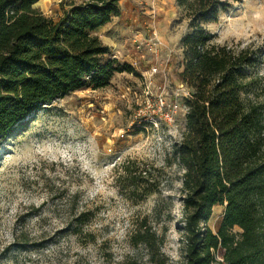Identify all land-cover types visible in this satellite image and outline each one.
<instances>
[{
	"label": "rangeland",
	"instance_id": "1",
	"mask_svg": "<svg viewBox=\"0 0 264 264\" xmlns=\"http://www.w3.org/2000/svg\"><path fill=\"white\" fill-rule=\"evenodd\" d=\"M61 2L35 7L57 18ZM120 4L97 34L138 74L116 73L105 88L68 94L0 143V264H186L183 170L173 150L185 130L189 88L178 73L189 20L176 0ZM206 27L219 44L262 49L264 75V0L231 2ZM124 165L148 170L157 190L129 185ZM82 211L87 221L76 233ZM223 213L224 205L214 207V232ZM144 218L163 238L162 257L129 239Z\"/></svg>",
	"mask_w": 264,
	"mask_h": 264
},
{
	"label": "trees",
	"instance_id": "2",
	"mask_svg": "<svg viewBox=\"0 0 264 264\" xmlns=\"http://www.w3.org/2000/svg\"><path fill=\"white\" fill-rule=\"evenodd\" d=\"M36 1L0 0V143L56 100L105 88L116 73L138 74L97 34L121 14V0H62L57 18L35 7ZM176 1L189 20L178 73L189 88L185 130L173 150L183 170L186 264H264L262 49L219 44L206 27L240 0ZM119 170L129 185L145 184V194L157 190L148 185V170ZM219 204L224 213L214 232L209 221ZM86 214L75 216L76 233ZM129 239L150 257L163 256V238L145 218Z\"/></svg>",
	"mask_w": 264,
	"mask_h": 264
},
{
	"label": "built area",
	"instance_id": "3",
	"mask_svg": "<svg viewBox=\"0 0 264 264\" xmlns=\"http://www.w3.org/2000/svg\"><path fill=\"white\" fill-rule=\"evenodd\" d=\"M189 94V92H187V95ZM186 96V95H185ZM160 102H161V104L162 105H164L165 104V100H164V98H162V97H160ZM177 105H175V107H176ZM166 118L168 119V120H172L173 119V111L172 112H168L167 114H166Z\"/></svg>",
	"mask_w": 264,
	"mask_h": 264
},
{
	"label": "water",
	"instance_id": "4",
	"mask_svg": "<svg viewBox=\"0 0 264 264\" xmlns=\"http://www.w3.org/2000/svg\"><path fill=\"white\" fill-rule=\"evenodd\" d=\"M34 6H36V3L34 4Z\"/></svg>",
	"mask_w": 264,
	"mask_h": 264
}]
</instances>
